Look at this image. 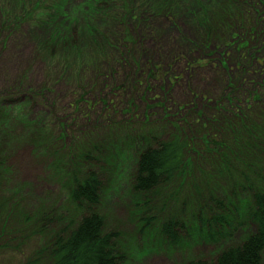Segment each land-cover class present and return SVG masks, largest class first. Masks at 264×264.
I'll return each mask as SVG.
<instances>
[{"label":"rangeland","instance_id":"374dc122","mask_svg":"<svg viewBox=\"0 0 264 264\" xmlns=\"http://www.w3.org/2000/svg\"><path fill=\"white\" fill-rule=\"evenodd\" d=\"M252 112L264 123V0H0L1 200L62 208L78 146L100 182L92 210L126 264L213 259L252 233L215 244L184 231L171 244L133 190L146 148L179 128L197 162L211 156L212 121Z\"/></svg>","mask_w":264,"mask_h":264},{"label":"trees","instance_id":"16d2710c","mask_svg":"<svg viewBox=\"0 0 264 264\" xmlns=\"http://www.w3.org/2000/svg\"><path fill=\"white\" fill-rule=\"evenodd\" d=\"M153 68L159 67L149 68L148 78L154 74ZM236 119L212 121L216 138L204 139L211 156L200 155L197 162L188 156L193 148L179 128L169 141L146 148L137 160L133 190L139 194L138 204L144 206L145 222L155 225L171 244L184 231L187 235L182 239L193 233L201 241L216 244L231 239L239 228L253 227L252 233L225 247L217 257L193 259L187 264H262L264 123L258 122L257 112ZM79 151L77 146L65 157L76 167L78 177L65 167L61 170L69 182L66 203L58 212L47 208L45 202L24 210L15 197L18 193L2 202L0 188V254L6 256L5 264L128 261L116 238L103 232L102 217L92 210L100 202V182L94 172L82 169ZM3 172L0 170V187ZM223 173L230 175L229 182L222 178Z\"/></svg>","mask_w":264,"mask_h":264}]
</instances>
